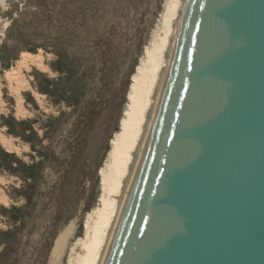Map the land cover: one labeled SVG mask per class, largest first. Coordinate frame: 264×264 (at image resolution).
<instances>
[{"label": "rangeland", "instance_id": "374dc122", "mask_svg": "<svg viewBox=\"0 0 264 264\" xmlns=\"http://www.w3.org/2000/svg\"><path fill=\"white\" fill-rule=\"evenodd\" d=\"M166 3L0 0V134L14 146L0 141V264H51L73 225L66 264L85 237L99 170Z\"/></svg>", "mask_w": 264, "mask_h": 264}, {"label": "water", "instance_id": "95a60500", "mask_svg": "<svg viewBox=\"0 0 264 264\" xmlns=\"http://www.w3.org/2000/svg\"><path fill=\"white\" fill-rule=\"evenodd\" d=\"M105 264H264V0H187Z\"/></svg>", "mask_w": 264, "mask_h": 264}, {"label": "bare ground", "instance_id": "6f19581e", "mask_svg": "<svg viewBox=\"0 0 264 264\" xmlns=\"http://www.w3.org/2000/svg\"><path fill=\"white\" fill-rule=\"evenodd\" d=\"M186 4L187 0H167L161 32L158 31L151 45L146 47L137 66L127 109L99 170L98 205L87 216L85 237L78 239L66 264L106 263L156 117ZM30 57L32 63L40 64L37 57ZM21 63L27 65L28 56L24 55ZM0 141L8 149L14 147L3 134H0ZM72 230L73 225L58 237L51 264H59Z\"/></svg>", "mask_w": 264, "mask_h": 264}, {"label": "trees", "instance_id": "16d2710c", "mask_svg": "<svg viewBox=\"0 0 264 264\" xmlns=\"http://www.w3.org/2000/svg\"><path fill=\"white\" fill-rule=\"evenodd\" d=\"M48 92H49V90H48ZM31 131L33 132V134H35L34 129L31 128ZM34 166H36V165H31L30 168H32V167H34Z\"/></svg>", "mask_w": 264, "mask_h": 264}]
</instances>
